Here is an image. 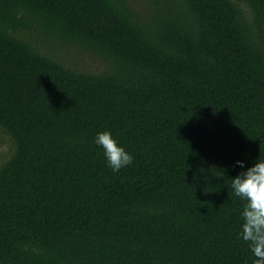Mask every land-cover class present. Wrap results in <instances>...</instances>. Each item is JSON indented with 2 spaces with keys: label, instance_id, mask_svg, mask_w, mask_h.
I'll use <instances>...</instances> for the list:
<instances>
[{
  "label": "trees",
  "instance_id": "obj_1",
  "mask_svg": "<svg viewBox=\"0 0 264 264\" xmlns=\"http://www.w3.org/2000/svg\"><path fill=\"white\" fill-rule=\"evenodd\" d=\"M0 132V264H252L264 0H0Z\"/></svg>",
  "mask_w": 264,
  "mask_h": 264
},
{
  "label": "clouds",
  "instance_id": "obj_2",
  "mask_svg": "<svg viewBox=\"0 0 264 264\" xmlns=\"http://www.w3.org/2000/svg\"><path fill=\"white\" fill-rule=\"evenodd\" d=\"M93 143L102 149L106 166L114 173L133 164L134 157L118 146L110 131L97 132ZM234 166L245 169L228 180L232 196L240 201L236 237L247 246L252 264H264V158L258 157L251 167L239 160Z\"/></svg>",
  "mask_w": 264,
  "mask_h": 264
},
{
  "label": "rangeland",
  "instance_id": "obj_3",
  "mask_svg": "<svg viewBox=\"0 0 264 264\" xmlns=\"http://www.w3.org/2000/svg\"><path fill=\"white\" fill-rule=\"evenodd\" d=\"M87 55L88 54H86L85 52L84 53L81 52L79 54V60H78L80 63H77L75 65H79L80 68L86 67L87 69L90 68L92 70H96L98 64L93 65L90 61V58ZM9 148H10L9 139L0 132V163H2L5 160V158L8 156Z\"/></svg>",
  "mask_w": 264,
  "mask_h": 264
}]
</instances>
